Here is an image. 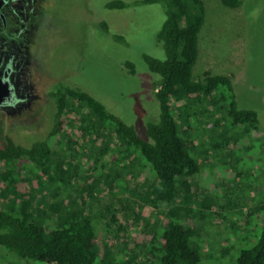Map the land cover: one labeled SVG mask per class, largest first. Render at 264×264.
Here are the masks:
<instances>
[{"label":"rangeland","instance_id":"obj_1","mask_svg":"<svg viewBox=\"0 0 264 264\" xmlns=\"http://www.w3.org/2000/svg\"><path fill=\"white\" fill-rule=\"evenodd\" d=\"M107 1L44 0L37 33L43 40L39 61L53 73L55 84L95 97L148 139L146 118L154 117L158 109L152 85L158 75L147 68L142 54L164 57L156 37L164 10L159 3L108 10L104 8ZM203 1L205 21L198 34L193 71L233 73L237 106L257 111L259 130L245 133L241 127H232L224 105L222 109L207 102L188 106L190 129L179 137L197 171L188 179L187 196L181 191L163 205L155 201V187L146 185V177L151 183L155 176L136 146L122 147L114 134L101 133L76 139L69 148L66 139L41 133L35 139H46L62 165L56 167L51 161L54 165L42 170L21 159L23 167L12 169L17 182L0 198L1 210L12 205L19 210V199L29 197L36 204L31 219L51 229L54 223L36 216L38 209L46 214L51 210L37 203L44 196L60 201L63 213H74L91 224L98 253L95 264H124L128 258L121 248L124 239L128 254L140 252L145 262L142 256L151 243L143 241L157 231L158 236L162 233L170 207L182 224L193 228L190 242L200 252L199 264H235L240 251L254 245L264 225V0H242L235 9L222 6L219 0ZM103 21L108 31L101 26ZM113 34L122 35L127 44L115 41ZM125 61L134 64V74L128 72ZM173 112L180 125L182 115ZM145 202L151 206L142 207ZM153 204L159 205V213ZM134 211H139L140 222L133 221ZM185 212L192 215L187 218ZM120 225L125 229L118 234ZM104 250L112 251L114 258L103 254ZM3 263L48 264L22 260L9 252L4 262L0 258ZM151 264L160 263L152 258Z\"/></svg>","mask_w":264,"mask_h":264},{"label":"trees","instance_id":"obj_2","mask_svg":"<svg viewBox=\"0 0 264 264\" xmlns=\"http://www.w3.org/2000/svg\"><path fill=\"white\" fill-rule=\"evenodd\" d=\"M219 2L224 7L235 9L241 5L242 0H219ZM154 3L161 4L165 14L156 36L162 44L164 57L142 54L147 68L158 75L152 83L158 109L154 117L146 118L148 139L140 137L133 125L108 111L95 97L62 83L54 85L53 120L42 134L66 139L69 148L76 139L87 138L92 134L100 137L101 133L114 134L117 140L120 139L122 142V147L136 146L147 162L150 173L155 176L151 183L146 181V177V185L155 187L152 190L155 201L163 205V203L169 204L174 200V196L180 195L181 191L186 197L191 191V183L188 179L197 171L194 158L187 152L179 137L180 133L190 129L188 106L194 103L203 105L207 102L222 109L224 105L229 124L234 128L241 127L245 133L259 130V119L257 111L238 108L231 81L233 73L215 75L209 70H204L201 74H195L193 71L198 57V34L205 21L206 10L203 0H134L133 2L108 0L104 8L124 9L130 4L138 6ZM101 26L108 31L106 21L101 22ZM113 39L124 45L127 44L122 35L113 34ZM125 66L129 73H135L132 62L125 61ZM174 110L182 115L180 125L173 116ZM102 123L105 128L100 125ZM74 124H77V127L72 129ZM17 136L5 131L3 116L0 115V163H3V169L0 170V198L4 196L3 191L6 188L17 182L12 169L18 171L23 167L21 159H27L36 168L42 170L48 165H54L53 162L56 167L62 165L61 161L59 164L53 157L58 155L56 151L51 150L46 139H35L37 135H19L20 138ZM17 139L23 140L25 144ZM102 148L106 149L103 146ZM44 197L37 205L40 203L42 207H47L51 210V214H46L45 209H38L36 216L42 215L54 223L51 229L31 219L32 206L36 204L29 197L19 199L21 203L19 210H15L14 205L6 207V210L0 209V248L3 249L0 251L1 261H5L9 252L22 260L48 264H95L98 253L95 249L97 244L91 224L85 219L75 218L74 213L68 211L63 213L60 201H51V198ZM148 205L151 206L150 203L145 202L142 207ZM153 208L159 213V205L153 204ZM121 209L124 210L125 207ZM139 215V211L133 212L132 219L135 223L139 221ZM165 215L167 221L162 233L158 236L157 231L153 237L143 241V243L147 241L151 243L146 256H142L146 259L145 262L139 258L140 252L133 251L128 254L124 239L125 245L121 248L128 256L123 260L124 264H151L152 258L159 260L160 264L200 263V252L190 242L193 228L182 224L171 207ZM183 215L188 218L192 214L185 212ZM124 229L120 225L116 231L119 234ZM103 254L114 258L112 251L104 250ZM235 264H264V225L254 245L241 250Z\"/></svg>","mask_w":264,"mask_h":264},{"label":"flooded vegetation","instance_id":"obj_3","mask_svg":"<svg viewBox=\"0 0 264 264\" xmlns=\"http://www.w3.org/2000/svg\"><path fill=\"white\" fill-rule=\"evenodd\" d=\"M43 2L0 0V115L12 135L36 136L53 120L55 78L39 61Z\"/></svg>","mask_w":264,"mask_h":264},{"label":"water","instance_id":"obj_4","mask_svg":"<svg viewBox=\"0 0 264 264\" xmlns=\"http://www.w3.org/2000/svg\"><path fill=\"white\" fill-rule=\"evenodd\" d=\"M5 89H6L5 87L0 85V100H1V96L3 95V92L6 91Z\"/></svg>","mask_w":264,"mask_h":264}]
</instances>
